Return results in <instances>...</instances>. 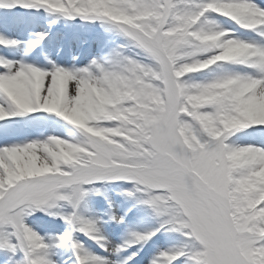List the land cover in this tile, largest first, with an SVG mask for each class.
Instances as JSON below:
<instances>
[{"label": "snow or ice", "instance_id": "snow-or-ice-1", "mask_svg": "<svg viewBox=\"0 0 264 264\" xmlns=\"http://www.w3.org/2000/svg\"><path fill=\"white\" fill-rule=\"evenodd\" d=\"M13 5L103 20L125 43L82 69L0 57V122L16 121L0 129V251L22 252L14 264H53L46 249L70 242L73 264H128L139 252L111 257L164 229L184 240L149 264L181 257L185 264H264V143L232 139L247 132L264 142V6L256 0H0ZM16 43L0 37V45ZM37 114L71 130L44 135L39 129L49 121L27 119ZM112 181H133L124 194L139 193L163 223L111 245L98 220L75 210L89 191L101 194L84 185ZM57 201L73 209L62 216L71 231L45 242L25 218L37 210L59 214L51 211ZM110 218L123 223L121 216ZM77 231L109 256L76 240Z\"/></svg>", "mask_w": 264, "mask_h": 264}, {"label": "bare ground", "instance_id": "bare-ground-1", "mask_svg": "<svg viewBox=\"0 0 264 264\" xmlns=\"http://www.w3.org/2000/svg\"><path fill=\"white\" fill-rule=\"evenodd\" d=\"M256 2L262 6H264V0H256ZM263 2V3H261ZM223 19V18H221ZM9 21H12L11 19H8ZM2 29L1 23H0V30ZM7 29V28H6ZM34 31L32 33V35L30 36L31 39H35L39 40L40 45L45 44L46 41H60L61 45L63 46L68 39L62 35V33L60 31H56L53 30V28L48 27L46 24H44L43 22H39L37 24L34 25L33 27ZM44 29L48 32L47 36L44 37L43 39H40L38 34L39 33H43L45 32ZM81 30V29H80ZM4 32V31H3ZM46 32V33H47ZM238 32L240 33V35L243 36H250L252 37L254 40L256 41H260V37L256 35V33L251 32L249 30H244V29H238ZM7 35L14 37L16 40H18L17 42V46L19 44H21L23 42L27 43L28 42V35L25 32V29H21V30H15L14 32L10 31V32H6ZM3 34H0V37H2ZM4 39L6 40H10V38L8 36H3ZM62 39V40H61ZM15 45H8V47L4 48L3 45H0V57H5L7 59H10L12 61H23V59H29V63L30 64H34L37 65L38 67H41L43 69H51L53 66L52 64L48 63V62H42V61H37L36 58H33L31 56H28V58L22 57V53H21V49H19V52L17 53V50L15 48ZM24 48V47H23ZM49 53L47 56L51 57L53 60H55V63H60V66L62 67H69V69H77L76 64H83L84 60L86 59H90L92 57H97L99 56L100 58H102V60H106L107 57L105 54H98L95 53L92 50H88L86 52H84L82 55L78 56L77 58L75 57H69L67 56V54L70 53V51L68 49H63V54L61 55V53H55L54 51L48 49ZM66 54V55H65ZM62 56V57H61ZM73 59V60H71ZM74 63V64H73ZM87 64V63H84ZM78 65V66H79ZM88 66V64H87ZM84 66V67H87ZM83 67V68H84ZM3 69L0 68V72H2ZM67 131L62 130V129H58L57 127L55 128L50 127L46 130V132L44 133V135H49V134H66ZM35 136V133H33V137ZM16 137H10V139H15ZM233 140H236L238 143L240 144H247V143H264L262 141H260L259 139L253 140L252 138H250L247 134H240L237 133L234 137H232ZM126 183L132 182V181H125ZM103 190V189H101ZM106 193V192H104ZM93 203H95L93 201ZM104 203H100V210H102ZM63 210H61V214H57L54 215L55 217H59V216H63V215H67L70 214L68 210H66L67 208H62ZM141 213H139V216H143L144 212L139 209ZM116 212L120 213L121 215H126V226H124V224L120 223L118 224V233L115 234V238H117V240L119 241V243H123L124 241L128 240L130 238V233L132 232H148L150 229H146V228H154L153 226H157V228L160 226L161 223H163V217H159L158 219L154 220V221H148L150 222L148 226H145L144 224H140L139 221H135L132 220L134 217V215H132L131 213L127 214L126 212H124L123 210H121L120 208H118L116 210ZM80 216L84 217L85 215H88L90 212L88 210L85 209V211H80L77 212ZM99 213V212H98ZM104 214V212H102V215ZM99 215V214H98ZM103 217V216H102ZM135 218V217H134ZM63 219V218H62ZM26 223L28 225H30L38 234H41L43 232H47L49 230H53L54 234V239L59 236V235H63L66 232L71 231V225L65 224V225H61V221H55L54 225L52 224H48V223H43L40 225H37L36 221H33L31 218H29L28 216H26L25 218ZM65 222L66 220L63 219ZM130 221H133L132 223V227L130 226ZM61 223V224H59ZM102 227H104L105 225L101 224ZM120 228H122L123 230H125V234L123 235L122 232L120 233ZM164 229H161V231H159L156 236H154L150 241H148L145 244H139V245H134L131 246L127 249H131L133 251V249H137L135 250V252L138 251L139 248L144 249L143 251V255H140L138 257V259L135 262H131L128 264H149V261L151 260V258H155L157 256V254L162 251V250H167L171 247L174 246H179L180 243L182 241H179L177 238H172V239H168L164 236ZM73 236L76 240H79L81 242H83V244L90 249L92 252H98L99 250H94L92 248H89V242H88V237L85 236L84 234L80 233V232H75L73 233ZM52 237H49V241H51ZM53 240V239H52ZM48 241V242H49ZM67 246H71L70 242L67 243L66 245H60L58 246L59 249H61L60 251L63 252V254H61L62 257L59 258V260L56 258L55 254L52 255V253H49L46 249V251L49 253L51 260L53 261V264H55V261H59L60 264H73L71 261L73 260V255L68 254L66 252H64L62 250V248H67ZM97 249H99L97 247ZM72 251H74L73 249L69 250L68 252L71 253ZM139 252V251H138ZM23 258V253L22 252H17L16 255L14 256V261L15 260H20ZM115 258V257H114ZM0 259H2V256L0 255ZM186 259L185 257H181L179 260L175 261L174 263L177 264H185L182 263V260Z\"/></svg>", "mask_w": 264, "mask_h": 264}, {"label": "rangeland", "instance_id": "rangeland-1", "mask_svg": "<svg viewBox=\"0 0 264 264\" xmlns=\"http://www.w3.org/2000/svg\"><path fill=\"white\" fill-rule=\"evenodd\" d=\"M86 20L87 21H90V22H92V24L94 25V24H102L104 21H102V20H99V19H88V18H86ZM105 24V23H104ZM114 30V32L116 31L115 30V28L113 29ZM117 33V36L119 37V39H120V41H122V42H125V38L122 36V35H120L118 32H116ZM101 60V59H100ZM100 63H101V61H100ZM135 187V183H134V185L133 186H131V185H126V186H123L119 191H117L118 193L120 192V193H123V192H125V190H132L133 188ZM66 191V190H65ZM136 196H140V194L138 193V194H136ZM68 205H69V207H68ZM146 205V204H145ZM58 208H61V207H64V209L65 208H67L66 210H68L69 211V208L71 207V205L67 202V201H60V206L61 207H59L58 205H56ZM146 206H148V208L149 209H151V211H152V213H155L154 212V210L152 209V207L151 206H149V205H146ZM72 208V207H71ZM40 212V211H39ZM36 213L37 212H34L32 215H28L29 217H32L33 219H35L36 220V218L33 216V215H36ZM38 221V220H37ZM172 235L176 238V237H180V241H183L184 240V237L181 235V233H179V232H175V231H172ZM173 238V237H172ZM1 252H3V255H8V253L6 252V251H1ZM14 256L12 255L11 256V263L12 264H14L13 262H14V258H13Z\"/></svg>", "mask_w": 264, "mask_h": 264}, {"label": "clouds", "instance_id": "clouds-1", "mask_svg": "<svg viewBox=\"0 0 264 264\" xmlns=\"http://www.w3.org/2000/svg\"><path fill=\"white\" fill-rule=\"evenodd\" d=\"M103 7H104V5L100 4V5L97 6V9L99 10V9H102Z\"/></svg>", "mask_w": 264, "mask_h": 264}]
</instances>
